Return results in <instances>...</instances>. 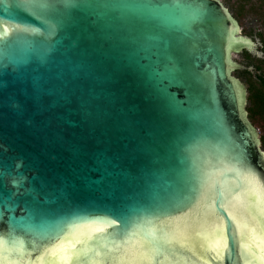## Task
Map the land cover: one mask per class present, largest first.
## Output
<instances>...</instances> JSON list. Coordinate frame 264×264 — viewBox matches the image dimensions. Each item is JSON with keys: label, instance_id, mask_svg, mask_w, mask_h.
I'll return each mask as SVG.
<instances>
[{"label": "water", "instance_id": "obj_1", "mask_svg": "<svg viewBox=\"0 0 264 264\" xmlns=\"http://www.w3.org/2000/svg\"><path fill=\"white\" fill-rule=\"evenodd\" d=\"M253 47L219 0H0V264H264Z\"/></svg>", "mask_w": 264, "mask_h": 264}, {"label": "rangeland", "instance_id": "obj_2", "mask_svg": "<svg viewBox=\"0 0 264 264\" xmlns=\"http://www.w3.org/2000/svg\"><path fill=\"white\" fill-rule=\"evenodd\" d=\"M222 5L229 11V13L232 15V17L235 19V14H238L239 17L236 20L238 24V34L247 40H249L253 44V49L245 51L241 50L237 53H231V60L235 65H237L239 68L234 69L231 72V76L236 78L238 82L245 88V105L244 108L247 107L246 103V75L242 73V71L249 72V75L256 76L263 74L264 75V69L260 71H255V61L256 60H262L263 54L260 51L261 43L259 41V38L257 34H261L264 36V9H262L261 4H258V0H252L251 2H244L243 0H219ZM241 4H238V3ZM238 6L242 7L243 9L241 11L238 10ZM239 12V13H238ZM243 15H240V14ZM243 52L249 55L251 62L248 61L244 55ZM256 80V79H255ZM257 133H263L262 131H259L257 128ZM264 152V151H263Z\"/></svg>", "mask_w": 264, "mask_h": 264}, {"label": "trees", "instance_id": "obj_3", "mask_svg": "<svg viewBox=\"0 0 264 264\" xmlns=\"http://www.w3.org/2000/svg\"><path fill=\"white\" fill-rule=\"evenodd\" d=\"M241 9L242 7L238 6V10L241 11ZM238 17L239 15L235 14L236 20ZM257 36L261 43L260 51L263 54V59L256 60L254 65L255 71H260L264 69V36L261 34H257ZM243 55L248 61H252L248 54L243 52ZM242 73L246 75L247 107L245 108V111L247 113V119L254 128L262 131L264 128V75L260 74L251 76L249 75V72L245 70L242 71ZM258 138L260 141V148L264 151V130L263 133H259Z\"/></svg>", "mask_w": 264, "mask_h": 264}, {"label": "flooded vegetation", "instance_id": "obj_4", "mask_svg": "<svg viewBox=\"0 0 264 264\" xmlns=\"http://www.w3.org/2000/svg\"><path fill=\"white\" fill-rule=\"evenodd\" d=\"M244 2H242V3H245V2H251L252 0H243ZM259 2H258V4H261V6H262V9H264V6H263V4H264V0H258ZM238 4H241L240 2L238 3ZM242 5V4H241ZM243 9V8H242ZM241 9V10H242ZM240 15H243L242 13L240 14Z\"/></svg>", "mask_w": 264, "mask_h": 264}, {"label": "snow or ice", "instance_id": "obj_5", "mask_svg": "<svg viewBox=\"0 0 264 264\" xmlns=\"http://www.w3.org/2000/svg\"><path fill=\"white\" fill-rule=\"evenodd\" d=\"M262 158H264V153L261 154ZM97 231H104L103 228L97 229ZM224 247H227V237L224 238Z\"/></svg>", "mask_w": 264, "mask_h": 264}]
</instances>
